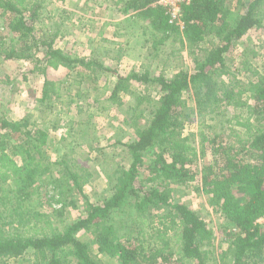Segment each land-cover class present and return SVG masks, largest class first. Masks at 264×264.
<instances>
[{
	"label": "trees",
	"instance_id": "trees-1",
	"mask_svg": "<svg viewBox=\"0 0 264 264\" xmlns=\"http://www.w3.org/2000/svg\"><path fill=\"white\" fill-rule=\"evenodd\" d=\"M157 1L117 0L116 5L144 23L155 50L170 40L181 47L197 46L209 37L217 40L195 61L191 72L170 78L136 71L124 76L100 60L101 52L109 53L106 46L82 57L58 48L55 39L37 36L36 25L49 0H0V17L17 38V45L0 43V61L34 62L33 72L44 78L42 105L60 97L58 84L48 78L49 70L60 69L76 71L80 79L113 75L109 101L119 102L130 94L139 103L145 99L153 105L152 118L145 125H140L141 113L132 117L136 138L121 144L129 163L115 170V184L101 205L93 204L84 191L93 173L76 157L70 158L66 147L59 149L53 162L47 131L25 119L2 120L0 264L27 256L31 264H101L92 255V246L120 264H209L216 252L211 249L212 229L193 209L173 201L174 187L186 188L194 182L210 206L238 229L223 259L228 264H264V225L260 223L264 219V72L245 55L237 70L246 76V83H241L230 79L237 74L225 64L226 54L239 41L253 29L263 28L264 0H246L234 20L227 0H192L182 8L183 28L171 21L165 9L155 6ZM132 83L154 86L158 99L139 94ZM187 94L193 99V113L186 111ZM227 114L232 115L227 122L245 130L241 133L231 127L233 144L205 130L209 121ZM193 120L205 129L186 136V126ZM197 137L199 143L194 145ZM210 151L212 160H208ZM53 168H58L61 179ZM49 183L63 203L57 213L61 210L63 216L67 206L76 208L73 197L79 195L85 215L74 223L55 225L53 214L43 211L41 189ZM121 212L132 229L124 239L112 224ZM80 232L91 239H80Z\"/></svg>",
	"mask_w": 264,
	"mask_h": 264
},
{
	"label": "rangeland",
	"instance_id": "rangeland-1",
	"mask_svg": "<svg viewBox=\"0 0 264 264\" xmlns=\"http://www.w3.org/2000/svg\"><path fill=\"white\" fill-rule=\"evenodd\" d=\"M116 2L117 0H49L36 25L37 36L55 39L58 48L82 57H89L94 49L106 46L109 53L101 52L100 60L106 66L117 69L120 74L126 76L136 71L148 72L152 77L168 78L181 71L191 72L195 61L208 53V49L217 42L209 37L197 46L187 44L181 47L179 43L172 45L170 40L165 46L155 50L152 48L153 36L144 31V23L122 13V6H117ZM245 2L246 0H227L231 20L239 17ZM2 42L6 46L17 45L16 36L8 30L5 18L0 17V43ZM178 50H182L180 54L170 57ZM245 55L254 67L264 72V26L250 31L226 54V66L237 74L230 79L246 83V76L237 73ZM34 67V62L0 61V123L3 119H25L47 131L49 157L53 162L56 161L60 155L59 149L66 147L70 158L76 157L80 165L90 169L94 177L84 191L93 204L101 205L115 184V170L118 166H127L129 163L128 154L121 144L130 143L136 138L135 130L130 126L132 117L141 113L140 125H145L152 118L153 105L145 99L139 103L136 96L130 94L123 95L119 102L109 101L108 97L115 83L113 75L101 76L97 80L86 77L80 79L76 76V71L66 69L49 70L48 78L58 84L60 97L42 105L40 100L44 78L33 72ZM132 86L146 98L154 101L158 99V90L154 86L140 83H132ZM185 97L188 103L186 111L193 113L195 109L192 96L187 94ZM130 106L135 109L129 110ZM231 116L227 114L226 118L221 116L215 121H209L208 128L204 129L209 134L223 135L225 141L233 144L231 127L241 133L245 130L235 126L234 122H227V118ZM204 129L193 120L186 126L184 134L188 136ZM193 141L197 145L199 138ZM213 158V152L210 151L208 160ZM53 173L56 178L61 179L58 168H53ZM198 184L194 182L186 188L174 187L173 201L193 209L212 229L214 240L211 249L216 252L209 264H228L223 259V252L228 251L230 237L238 229L217 208L210 206L205 196L196 191ZM242 195L238 196L242 198ZM41 196L45 202L43 211L53 214L54 223L59 227L61 222L74 223L85 215L84 203L79 195L73 197L76 208H63V216L61 210L57 213L63 203L54 185L49 183L42 188ZM126 219L127 215L121 212L115 215L112 223L121 239L129 237L132 232ZM260 223L264 225V220ZM78 237L86 241L91 239V235L84 232H80ZM91 253L98 257L101 264H120L117 259L100 254L96 247L92 246ZM9 264H31V258L27 256L12 260Z\"/></svg>",
	"mask_w": 264,
	"mask_h": 264
},
{
	"label": "built area",
	"instance_id": "built-area-1",
	"mask_svg": "<svg viewBox=\"0 0 264 264\" xmlns=\"http://www.w3.org/2000/svg\"><path fill=\"white\" fill-rule=\"evenodd\" d=\"M191 1L192 0H158L157 3H155V6L165 9L170 16L171 21L183 28L182 8L189 5Z\"/></svg>",
	"mask_w": 264,
	"mask_h": 264
},
{
	"label": "crops",
	"instance_id": "crops-1",
	"mask_svg": "<svg viewBox=\"0 0 264 264\" xmlns=\"http://www.w3.org/2000/svg\"><path fill=\"white\" fill-rule=\"evenodd\" d=\"M42 92V91H41Z\"/></svg>",
	"mask_w": 264,
	"mask_h": 264
}]
</instances>
